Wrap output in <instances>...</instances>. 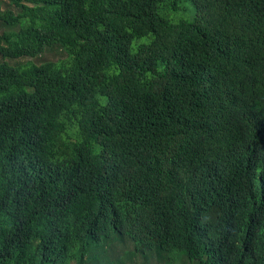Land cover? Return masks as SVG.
<instances>
[{
  "label": "trees",
  "instance_id": "trees-1",
  "mask_svg": "<svg viewBox=\"0 0 264 264\" xmlns=\"http://www.w3.org/2000/svg\"><path fill=\"white\" fill-rule=\"evenodd\" d=\"M0 264H264V0H0Z\"/></svg>",
  "mask_w": 264,
  "mask_h": 264
}]
</instances>
